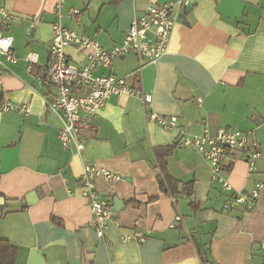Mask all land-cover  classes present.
<instances>
[{
    "label": "crops",
    "instance_id": "1",
    "mask_svg": "<svg viewBox=\"0 0 264 264\" xmlns=\"http://www.w3.org/2000/svg\"><path fill=\"white\" fill-rule=\"evenodd\" d=\"M170 1L176 0H0L11 14L7 34L17 57L7 64L0 96L29 106L28 115L0 113V238L15 246L14 264H264V0H188L155 64L139 69L129 52L93 71L126 77L151 95L153 111L175 117V129L146 121L141 99L122 95L77 123L80 152L57 136L60 119L46 105L54 93L46 72L52 24L59 20L110 48L122 44L148 6ZM72 7L81 11L78 23L68 16ZM64 53L69 63L86 64L80 46ZM74 91L85 95L90 88ZM220 129L250 132L260 152L252 169L244 153L235 154L224 175L230 189L211 180L198 153L176 143L179 132ZM161 155L172 178L192 184L190 196L159 190ZM87 164L121 178L95 181L117 222L102 237L89 223L78 182ZM258 183L250 208H223L234 192L246 194ZM135 232L145 240L122 239Z\"/></svg>",
    "mask_w": 264,
    "mask_h": 264
},
{
    "label": "built area",
    "instance_id": "2",
    "mask_svg": "<svg viewBox=\"0 0 264 264\" xmlns=\"http://www.w3.org/2000/svg\"><path fill=\"white\" fill-rule=\"evenodd\" d=\"M187 5L188 0H176L148 6L144 14L132 20L122 44L110 48L102 47L86 34L64 27L59 20L52 24L49 46L51 59L46 72L54 87V93L47 99L46 105L60 119L61 125L57 136L62 146L73 144L76 151L80 152L84 147V141L79 138L81 128L77 123L90 121L112 96H138L143 107L147 108L146 121L153 122L167 131L177 127L175 117L160 115L153 111L151 95L130 86L126 77L114 74L94 75L93 71L99 67H110L115 59H120L129 52L136 55L139 69L145 64H155L166 53L173 27ZM10 16L9 11L0 8V85L7 64L17 61L13 39L7 34ZM68 16L78 23L81 11L72 7L68 10ZM71 45L81 47L86 56V64L76 66L67 61L64 50ZM26 59L31 60L29 56ZM81 85L88 86L90 92L85 95L76 93L74 89ZM9 111L28 115L29 106L5 100L0 96V113ZM176 143L198 153L210 167L211 180L226 189H230V186L224 175L227 166L234 161L236 153L245 154L244 159L250 169L260 157L251 133L237 129H220L214 135L205 132L202 135L189 136L179 132ZM98 178L109 184H116L121 178L112 171L92 164L84 165L78 177V182L82 186L81 196L89 206L91 217L89 223L96 235L102 237L108 224L117 222L112 219L111 205L96 190L95 181ZM260 187L261 183H258L246 194L234 192L226 200L223 208L225 210L237 206L250 208L258 197ZM179 220L180 216L176 215L174 221ZM122 239L141 243L145 237L140 232H135L133 235H122Z\"/></svg>",
    "mask_w": 264,
    "mask_h": 264
},
{
    "label": "trees",
    "instance_id": "3",
    "mask_svg": "<svg viewBox=\"0 0 264 264\" xmlns=\"http://www.w3.org/2000/svg\"><path fill=\"white\" fill-rule=\"evenodd\" d=\"M35 68L32 66V71ZM166 153V152H165ZM157 165L160 169L157 175V183L159 190L164 194H169L172 197H176L179 194L190 196L192 192L191 183H181L177 179L172 178L166 171L165 162L163 157L156 156ZM230 165L226 170H229ZM155 198V197H154ZM192 204V203H191ZM16 255V248L10 244L7 240L0 238V264H14Z\"/></svg>",
    "mask_w": 264,
    "mask_h": 264
},
{
    "label": "water",
    "instance_id": "4",
    "mask_svg": "<svg viewBox=\"0 0 264 264\" xmlns=\"http://www.w3.org/2000/svg\"><path fill=\"white\" fill-rule=\"evenodd\" d=\"M32 35H33V28L30 29V36H32ZM118 203H122V202L121 201H118V200H115L114 201V204L115 205H118ZM3 204H4V200H3V198L0 197V207H2Z\"/></svg>",
    "mask_w": 264,
    "mask_h": 264
}]
</instances>
